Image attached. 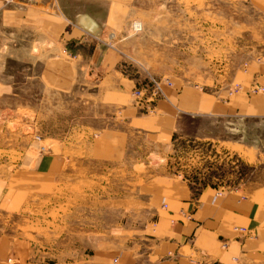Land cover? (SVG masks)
Listing matches in <instances>:
<instances>
[{"label": "crops", "instance_id": "crops-1", "mask_svg": "<svg viewBox=\"0 0 264 264\" xmlns=\"http://www.w3.org/2000/svg\"><path fill=\"white\" fill-rule=\"evenodd\" d=\"M136 1L0 0V137L10 136L7 123L19 110H31L27 90L33 82L40 88L39 104L79 97L87 116L82 132L88 131L82 143L76 138L81 126H71L62 136L49 135L55 144L37 157L29 156L25 145L7 146L19 159L10 160L7 173H0V210L21 212L32 195L44 197L57 182L94 179L113 168L123 174V166L140 160L139 143L170 138L182 115L264 117V92L252 91L264 86V43L257 57L233 67L226 80L172 81L171 86L162 85L161 95L150 96L127 71L121 43L111 40L125 31L138 10ZM236 1L264 16V0ZM166 3L142 0L143 13L166 14ZM174 9H180L178 1ZM10 62H16L18 71ZM133 88L145 96L135 97ZM94 104L99 109H93ZM47 110L40 116L55 114ZM95 114L102 122L99 128L91 126ZM152 176L138 186L148 210L142 225L125 219L114 227L119 234L110 235L111 243H127L117 252L115 264H264V186L223 190L193 187L167 174ZM123 200L130 202V197ZM235 226L254 235H244Z\"/></svg>", "mask_w": 264, "mask_h": 264}, {"label": "rangeland", "instance_id": "rangeland-1", "mask_svg": "<svg viewBox=\"0 0 264 264\" xmlns=\"http://www.w3.org/2000/svg\"><path fill=\"white\" fill-rule=\"evenodd\" d=\"M177 1L180 9L174 12ZM136 7L125 31L112 35L111 40L121 43L126 69L143 87L166 78L175 84L182 80L199 84L226 80L233 67L257 57L264 43V16L244 2L167 0L162 5L163 11L167 7L166 14L147 16L142 0L136 1ZM258 21L259 26H253ZM133 22L142 30L134 31ZM10 63L18 71L16 62ZM36 86L33 82L27 90L31 110H19L17 118L7 123L10 136L0 137L1 174L7 173L10 160L14 163L19 159V153L7 150V146L25 145L28 155L37 157L41 145L49 152L55 144L49 135H65L71 126H81L76 138L81 143L85 140L88 131L82 132V125L87 116L79 97H62V102L57 97L58 101L39 104L36 92L40 88ZM47 109L55 114L40 116ZM93 109L99 108L94 104ZM90 122L93 128L102 125L97 114ZM38 134L41 139L36 140ZM139 144L140 160L132 159L127 169L123 166V174L120 168L119 175L113 168L94 179L57 182L44 197L32 195L21 212L0 210V264H115L117 252L127 243H111L110 235L119 234L114 227L125 219L127 224L142 225L148 210L138 186L152 174L172 175L193 187L244 190L264 186V117L182 115L173 136L160 143ZM96 166L99 172L101 166ZM124 196L130 197V202L124 201Z\"/></svg>", "mask_w": 264, "mask_h": 264}, {"label": "built area", "instance_id": "built-area-1", "mask_svg": "<svg viewBox=\"0 0 264 264\" xmlns=\"http://www.w3.org/2000/svg\"><path fill=\"white\" fill-rule=\"evenodd\" d=\"M7 1H11V0H7ZM136 22H133L131 23V28L134 29V31H141V27L140 26H136L135 25ZM173 84L172 81L169 80V78H166L165 80L160 81V82H157V81H152L149 85H147V90L150 91V96L152 97H157L159 95H161L163 93L162 91V85H167V86H171ZM234 88H237V87H234ZM252 91H263L264 92V86H256L254 88H252ZM132 94L139 98V97H144L145 96V93L142 91V89H139V88H135L134 90H132ZM35 139H41V136L40 134H38ZM47 150V146H45L44 144L40 146V152L41 153H45L44 151ZM220 194V192L218 193ZM167 205L166 203L164 202L163 204V208H165ZM237 231H240L242 232L244 235H248V236H253L254 235V232L250 229H246L244 226H235L234 227ZM224 246L226 244H223Z\"/></svg>", "mask_w": 264, "mask_h": 264}, {"label": "bare ground", "instance_id": "bare-ground-1", "mask_svg": "<svg viewBox=\"0 0 264 264\" xmlns=\"http://www.w3.org/2000/svg\"><path fill=\"white\" fill-rule=\"evenodd\" d=\"M85 18H86V17H85ZM93 26H95V25H93ZM136 26H140V25L137 24ZM91 27H92V26H91ZM96 27H97L98 30H97L95 33H96V34H99V28H98V25H96ZM140 27H141V26H140ZM46 151H47V150H46ZM46 151H45V152H46ZM218 193H219V192H218ZM220 193H221V192H220Z\"/></svg>", "mask_w": 264, "mask_h": 264}]
</instances>
